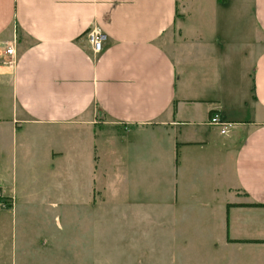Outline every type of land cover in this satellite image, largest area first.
Here are the masks:
<instances>
[{
    "label": "crops",
    "instance_id": "obj_1",
    "mask_svg": "<svg viewBox=\"0 0 264 264\" xmlns=\"http://www.w3.org/2000/svg\"><path fill=\"white\" fill-rule=\"evenodd\" d=\"M0 124L38 133L25 138L36 186L0 182L13 213L54 219L14 222L15 264H264V0H0ZM83 149L73 256L55 182L70 190ZM104 162L126 183L114 200L92 184L107 181ZM33 228L43 232L25 237Z\"/></svg>",
    "mask_w": 264,
    "mask_h": 264
},
{
    "label": "rangeland",
    "instance_id": "obj_2",
    "mask_svg": "<svg viewBox=\"0 0 264 264\" xmlns=\"http://www.w3.org/2000/svg\"><path fill=\"white\" fill-rule=\"evenodd\" d=\"M3 108V116H6V118H11V112L8 107L3 105ZM37 135V132H29L28 130H26V128L19 130L15 134L8 130L5 125L0 124V182L8 188L9 192L11 191L13 193V189L11 190V185L14 175L18 177V182L15 187L16 191L32 189L34 186H36L33 184L37 183L35 174L38 173L33 170V151L30 149L31 143H29V140L31 139L33 142L34 137ZM25 138L26 140H29L25 141ZM101 148L103 153L102 159L105 161H112V155L111 157H109V153L111 154V148ZM84 150L85 149L73 151L76 154H72V179L70 182V190L69 188L66 191L62 189L63 186L61 178H57L55 182V189L58 192V197L60 198L59 199L57 197L56 202H61L59 208H61L62 210V212L57 213L56 216L60 218L62 227H65L66 224V232H68L67 234H70L72 241V246L70 247V249H72L73 256L79 255L76 254V250L79 247L77 246L79 245V228L83 217V210L86 207L87 189L90 183L88 174L90 163L89 152L87 150ZM61 167L63 168V166ZM102 167H104L106 170H109L110 174L106 178L107 181L101 183L96 180V183L92 182V184L96 185L97 187H101V185L104 184V186H106V192L104 193V195L107 196L108 199L114 200V196H122V193H126V183H118L111 178V174L115 173L113 171L114 169H117V167L106 165V162H104V165H102ZM28 183H31V185H28ZM49 183L50 182H48V184ZM67 184L68 183H66V185ZM50 185L51 184H49V186ZM5 187H0V189L3 195L10 199V203L5 207L0 208V264H15L16 258L18 259V256L16 257L15 253L19 248V239L23 238L21 236V232L23 231L20 230L14 222H16L17 224L29 221L33 224L40 222L41 224H44L48 222L49 225H54V219L51 213L42 215L37 211H34L33 209L32 211H34L35 213H13L15 200L11 196H7L8 191ZM38 199H40V197H38ZM115 201H118V199H116ZM101 206L109 207L110 205L104 203ZM67 226L69 229H67ZM50 230H53V228L51 227ZM41 232L43 231L33 228L32 230L27 231V235L25 237L30 239L38 238ZM64 232L65 230H63V233ZM45 237H47V235ZM75 243H77L76 246ZM67 249H69V247H67Z\"/></svg>",
    "mask_w": 264,
    "mask_h": 264
},
{
    "label": "built area",
    "instance_id": "obj_3",
    "mask_svg": "<svg viewBox=\"0 0 264 264\" xmlns=\"http://www.w3.org/2000/svg\"><path fill=\"white\" fill-rule=\"evenodd\" d=\"M87 41L91 46L93 53H98L101 51L104 41V34L101 29L97 26L90 27L86 33ZM5 53L10 56H14L15 50L12 46H9L5 49ZM208 124L216 126L219 128V132L224 134L227 132L228 127L231 126V123L223 122L218 113H212L208 118ZM10 199L3 195L0 189V208L9 205Z\"/></svg>",
    "mask_w": 264,
    "mask_h": 264
},
{
    "label": "trees",
    "instance_id": "obj_4",
    "mask_svg": "<svg viewBox=\"0 0 264 264\" xmlns=\"http://www.w3.org/2000/svg\"><path fill=\"white\" fill-rule=\"evenodd\" d=\"M218 2H224L225 0H217Z\"/></svg>",
    "mask_w": 264,
    "mask_h": 264
}]
</instances>
